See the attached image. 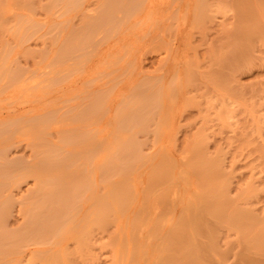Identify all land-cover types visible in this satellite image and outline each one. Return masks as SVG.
<instances>
[{
	"label": "rangeland",
	"instance_id": "1",
	"mask_svg": "<svg viewBox=\"0 0 264 264\" xmlns=\"http://www.w3.org/2000/svg\"><path fill=\"white\" fill-rule=\"evenodd\" d=\"M51 1L54 2L51 3ZM147 1L143 7L148 9L142 7L139 11L141 15L137 14L138 18L136 15L132 16L134 19L131 20L130 17V19H126L127 22L126 20L120 22V25L121 23L122 25L114 29V34L117 31L116 34H121V36L117 34L114 37L113 32L111 33L112 36L110 32L113 29H106L110 28L107 25H105V29H103L105 26L101 29L98 28L97 33L95 32L91 37L95 43L104 39L103 31L104 33L108 32L106 34L112 40L108 38L110 42L106 40L107 44L104 43L105 41L98 42L102 45L94 44L97 46L95 48H91V44H82L85 47L89 45L90 49L86 47V49L88 48L86 52V49H83L84 47L82 48L83 51L82 46L77 47L78 53L72 50L71 53L75 52L74 56L72 53V56L68 57L73 58H67L65 61L68 62L65 63V58L58 61L60 57H57V55L60 54H57V49L60 52L61 48L59 47L65 38H68L69 32H74L76 29V31H80L75 32V34H80L87 25L85 20L89 23L98 17L97 13H100L101 10L100 2L102 4L103 0H83L85 3L82 2V7L79 6L80 8H76L77 10L67 11L61 3L58 4L60 0H0V6L2 5L0 13H4V15L0 14V114L2 115H0V121L8 120L11 117V119H19L20 125H22L17 129H12L11 133H7L0 139V187H2L0 188V207L4 206L2 207V218L0 217V227L3 231L0 229V233L6 234L5 238H7H4V242L10 243L8 247L6 246V249L4 246L6 242H3L2 247L0 246V264H140V262L141 264H166L167 262L171 263L173 259L178 261L176 254L179 255V253H176L177 250H175L177 245L174 246V241L172 243V240L169 239L175 240V237L182 231L178 226L184 224L185 218L190 219L193 217L194 209L203 203L204 194L208 193V190L203 193L205 189H209V193H213L212 195L220 196L221 198H217L216 195L213 197L216 196V200H219L218 202L225 205L228 210L225 211L223 218L218 215L210 216L202 212L199 217L200 221L205 223L206 228L202 229L200 233L204 234L201 235L198 231L200 236L197 232L190 230L185 239L187 242L184 243L185 249L182 247L183 245L180 246L182 251L190 252L189 249L192 250V248L189 244L193 240L195 243L198 240V243H196V245L198 244L196 248L198 250L195 251L196 255L200 254L198 255L199 259H202L198 261L200 264L201 262L202 264H213L214 262V264H248L243 258L244 253L245 255L253 253L251 255L254 257L264 258V253L257 252L254 248L255 243L258 244L257 241L260 239V237H255L258 236L255 234L260 236L264 234V0H205L208 13L203 19H199V16L195 18L198 15V0H166L164 1L165 5L163 0H149V3ZM4 4L8 5L9 8ZM149 4H155L152 6L155 8H150ZM5 9H8L6 13ZM160 10L161 12H159ZM147 11L150 12L149 17ZM152 11L155 14L159 12V17L157 15L154 17L155 14L153 16ZM169 12L170 14L167 15ZM121 13H117L119 18ZM164 13L165 15H163ZM164 18L166 20H163ZM29 19L30 21H27ZM60 20L63 24H59ZM57 22H59V27L56 25ZM65 23L66 25H64ZM131 24L132 26L135 24L140 26L141 24V26L132 29ZM54 25H56V28L53 27ZM81 25L83 30L82 28L78 29ZM52 27L55 31L51 29ZM129 27L131 30H129ZM57 30L63 31L56 33ZM51 31L55 33L53 32L54 34L51 35ZM135 33L137 34L135 35ZM94 36L95 38H93ZM112 37H114V40ZM127 37L129 39L125 41L124 38ZM92 43L94 42L92 41ZM99 46L103 47H100L101 51L98 49ZM91 49H96L98 52L93 50V53H91ZM84 52L91 54L90 57L88 54H86L88 58L82 56L85 55ZM235 52L240 55H230L235 54ZM76 55L79 61L74 59ZM45 56L47 57L45 58ZM233 56L235 59H232ZM228 58L230 60H227ZM81 60L83 61L80 62ZM114 60L115 62H113ZM101 61L105 62L101 63ZM108 62L110 63L108 64ZM55 63L58 65L55 66ZM113 63L115 64L113 65ZM2 64L8 67H4ZM107 64L109 67H106ZM1 65L3 68H1ZM16 67L29 70L25 71L26 74L23 73L22 81L12 83L8 71L11 72ZM62 67L65 69H62ZM105 67L106 69L103 70ZM96 70L97 72H95ZM4 71H7L6 75ZM70 71L72 73L76 71L74 75L72 74L71 79H69L70 76H64L71 75ZM32 74L37 75L33 76ZM29 75H32V77ZM40 75L42 76L40 77ZM56 75H58L57 77L60 75V78H57ZM61 76L66 81H59L62 80ZM52 78L58 84L52 83L54 82ZM7 79L11 81L8 86ZM39 79L40 82H37ZM41 79L46 84L41 83ZM44 79L47 81H44ZM152 83H157L156 88L158 87L159 90L156 93L157 95L154 92L155 97L158 96L157 100L159 99V110H157L158 107L156 108L159 112V114L158 112L156 114L159 117L157 119L155 114L153 116V113L156 112L154 111L148 120V123L151 124L149 126L147 123L149 126H147V129L142 130L145 128L143 127L142 129L134 128L132 130L133 141L136 142V146L135 144L134 146L139 147L137 152L140 149L138 155L140 154L141 157L137 154L138 157H133L134 161L132 162H135V165H129L132 167V171L131 168H126V171L125 169H116L117 171H123V173L119 172L117 174L114 169L112 172H104L105 174L109 173L106 177L103 173L105 170L103 167H105L104 164L109 157V153L114 151L119 141L128 136L126 131L118 129L117 114L122 111L127 101L134 102L139 95L149 94V84ZM49 86L53 87L50 89ZM4 88L6 89L3 90ZM138 89L141 91L139 94ZM103 91L107 93L106 98H104L106 100L103 99V107L105 108L101 109V107L100 112L95 111L100 120H97L93 113L94 117L91 119V115H88V118L85 114L79 116V113L82 109L84 111L85 108L82 106L86 104L88 106L91 102L90 99L96 93H103ZM17 94H20V97ZM29 94H32V96H29ZM26 95L28 96L26 97ZM11 98L16 101L15 104L10 101ZM28 99L32 100L31 103L27 101ZM8 100L12 104H9ZM35 100L37 102H34ZM49 100L52 103H49L50 106L47 105ZM3 102L5 105H3ZM33 105L36 107H33ZM25 106H28V108ZM9 107L12 110L8 109ZM81 107L80 111L79 108ZM230 109H233V112L230 111L233 114H228ZM51 111L53 112V118ZM75 112L80 120L71 116ZM88 112L91 114L90 111ZM170 112L174 121L170 118ZM61 113L68 115L64 114V118ZM85 113L87 114V110ZM3 114L5 115L3 116ZM39 114L43 118L50 115L52 120L54 117L56 120L53 122L51 118L46 117L47 123L46 121L41 123L44 120H41V117H39L40 121L38 122L31 120ZM59 114L61 117H59ZM24 116H26L25 119ZM66 116L69 117L66 118ZM84 117H86V121L83 120ZM152 117L155 121H152ZM25 120L31 121L30 123L35 121L34 124H38V127H36L37 125L34 127V124L32 127L28 121L26 122L29 126L27 123V126L24 125ZM93 120H97V122ZM87 124L89 125L86 126ZM103 124L106 126H103ZM120 132L122 133L120 134ZM42 133L45 135H42ZM64 133L67 134L64 135ZM98 133L99 135L102 134L99 136ZM79 134L81 137L83 135L88 136V142L91 146L86 143L87 141L85 145H82V141L79 140L78 143H74L75 140H73L74 142L71 141L74 135L78 137L74 139H79ZM18 135L20 136L17 137ZM62 136H68L66 137L67 141ZM68 141L73 144L66 143ZM91 151L95 153L93 154ZM44 153H49L48 156L52 159L57 156L54 153L60 155L72 154V156L68 159V164H66L68 166L61 171L56 169L49 171L42 170L43 167L37 165L38 160L44 156ZM102 153L104 156H102ZM98 155L99 160L98 158L95 160V156L98 157ZM136 158L137 160H135ZM132 159L129 163H132ZM214 160L221 163V166H219L216 162L218 164L216 168H220V170L211 167ZM5 163H14V169L8 174L5 173L6 175L3 174L4 172L2 173V167ZM172 168L173 170H171ZM22 169L23 171H20ZM170 170L173 177L166 173ZM110 173L115 175L110 176ZM204 174H207V176ZM2 176H5V178ZM86 176L88 178L85 179ZM203 176L204 179H202ZM170 177L173 179H170ZM85 180L87 182H84ZM76 186L79 187L73 189H82L83 191L72 190V187ZM85 186H89L87 187L88 191ZM67 188H69L71 194ZM168 189L170 192H167L169 194L167 196L166 191ZM124 191L127 193H124ZM131 191L133 192L131 193ZM223 191L226 195H223L224 199H222ZM72 192L73 194L75 192H86L87 194H84V197H82L83 194H79L82 197L79 201L78 195H73ZM129 192L130 194H128ZM58 193L62 194L67 200L63 196H59ZM209 193L206 195L213 198ZM131 194L133 195L131 196ZM51 196L61 197L65 202H73L75 207L69 223L55 237L49 235L52 239H50V242L47 239L45 244L44 241L46 237L49 238L48 235L45 236L42 230L29 232L28 227L34 222V219H38L35 220V222H38L41 219L45 220V217L54 216H51L50 212L49 215L44 206L48 197ZM182 209H184V213H181L183 212ZM241 209L244 211L248 209L251 213L247 217H241V212L239 213V217H241L239 219H243L246 224L242 221L240 222L242 226L238 225L240 227L238 228L237 223L239 224L240 220L236 219L238 216L235 217L234 213L238 215ZM43 211H46V213ZM181 216L184 219H181ZM28 218L32 219L29 220ZM78 218L79 220H77ZM27 220L31 222L28 225ZM165 220L166 222H164ZM180 220H183L182 224H180ZM190 221H188L189 225L192 224ZM248 222L252 224H247ZM245 225L246 228L247 225L249 226L247 229L250 232L247 229L243 230ZM213 226L216 227H214L216 233L213 229L210 230ZM207 228L209 231H207ZM22 231L25 233H21ZM174 231L180 233L177 232V234L179 233L177 235ZM14 232H19L21 233L20 236H24L21 239L24 242L20 240L22 243L16 244H20L19 247H14V240L9 238V235L14 234ZM260 232L262 233L260 234ZM40 233L43 236H40ZM252 233H255V236ZM36 235L38 236L36 237ZM171 236L172 238H170ZM198 237L199 239H197ZM38 238L44 243H41ZM192 238L194 239L192 240ZM200 240L207 243H201ZM134 242H138L139 244H136L139 246L136 245L135 247ZM200 243L204 244L203 248L199 245ZM25 244L28 245L25 246ZM205 244L208 245L205 246ZM211 244L214 249L209 246ZM133 245L135 248H133ZM199 246L202 248L201 250ZM209 247L211 250L208 249ZM216 247L218 249L217 255ZM15 249L16 254L12 252ZM249 249H251V252ZM8 250L12 254H7ZM134 253H138V255ZM142 253L146 254L143 255ZM168 253L175 255L171 254L170 258ZM201 256H205L204 259ZM191 257L189 255L185 256L188 261L193 259ZM135 258L138 260H133ZM208 258L211 259L207 260ZM131 259L134 262L130 261ZM169 259H172V261ZM176 263L179 264V261Z\"/></svg>",
	"mask_w": 264,
	"mask_h": 264
},
{
	"label": "bare ground",
	"instance_id": "2",
	"mask_svg": "<svg viewBox=\"0 0 264 264\" xmlns=\"http://www.w3.org/2000/svg\"><path fill=\"white\" fill-rule=\"evenodd\" d=\"M56 1V0H55ZM57 1H59V0H57ZM84 1H86V0H84ZM149 1V0H148ZM147 1V2H148ZM150 1H152V0H150ZM155 1V0H154ZM153 1V2H154ZM157 1H161V0H157ZM164 1H166V0H163V4H164ZM191 1V0H190ZM54 1H51V3H53ZM82 2H83V0H60V2H58V4L59 3H61V5H63L65 8H66V11L67 10H74V9H76V8H80L79 6H81L82 5ZM194 2V1H193ZM83 3H85V2H83ZM144 3H146V0H103V2H102V4H101V2H100V7H101V10H100V13H97V18L93 21V20H91L92 22H89V20H88V22L89 23H87L86 22V20H85V23L87 24L86 25V27H85V29L83 30V28H82V25L80 26V27H78V29H81L82 28V32L80 33V34H75V32H79V31H76V29L74 30V32L73 31H71V32H69V34H68V38H65V40L62 42V44L60 45V47L59 48H61V50H60V52H59V49H57L58 51H57V54L59 53L60 55H57V57L59 56L60 58L58 59V61L59 60H63L64 58V61L68 58V59H71V58H73V57H68V56H72V53H71V51L73 50V51H79V50H77L76 48L77 47H81L82 46V44H91L92 45V47L91 48H95V47H97L96 45L98 44V45H102V44H99V43H101L102 41L104 42V43H106L107 44V41H108V38L110 37L108 34H106V33H108V32H105L104 33V31H103V34H104V36H103V38L104 39H101V40H99L97 43H95V41L94 40H92V34H94L95 32H96V30L99 28V29H101L102 27H104L105 25H107L108 27H110V28H106V26L103 28V29H113V31H111L110 32V34L113 32V34H114V29L116 28L117 29V27L118 26H121L122 25V23H121V25H120V22H125V20L126 19H130V17H131V20L132 19H134V18H132V16H137V14H139V15H141V13L139 12L140 10H141V8L143 7V5H144ZM149 3V2H148ZM155 4H156V2H154ZM160 4H161V2H159ZM155 4H149V6H150V8H155V7H152L153 5H155ZM162 4V5H163ZM166 4V3H165ZM164 4V5H165ZM171 4V3H170ZM5 5V4H4ZM147 5V4H146ZM157 5V4H156ZM168 5V4H167ZM5 6H7L8 7V5H5ZM54 6H57V5H54ZM170 6H172V5H170ZM169 6V8H171ZM1 8H2V5L0 6ZM82 7V6H81ZM99 7V6H98ZM145 7H147V6H145ZM3 8H4V6H3ZM9 8V7H8ZM10 8H12V7H10ZM144 8V7H143ZM157 8V7H156ZM161 8V7H160ZM163 8H164V6H163ZM144 9H148V8H144ZM6 11H5V13L8 11V9H5ZM12 10V9H11ZM10 10V11H11ZM77 10V9H76ZM97 11H98V9H97ZM155 12H156V10H154ZM164 11V10H163ZM162 11V12H163ZM168 11V10H167ZM1 12V11H0ZM3 12V11H2ZM71 12V11H70ZM99 12V11H98ZM118 12H122L121 13V16H120V18H119V15H117V13ZM148 12V17H149V11H147ZM153 12V11H152ZM159 12H161V10L159 11ZM158 12V13H159ZM158 13L157 14H155L154 12H153V16H154V14H155V16L154 17H156V15H157V17H159V15H158ZM207 13H208V11H207V7H205V0H198V15H197V17H195V18H198V16H199V19H203V17H205L206 15H207ZM0 14H2V13H0ZM123 14V15H122ZM152 14V13H151ZM162 14V13H161ZM170 14V12L167 14V15H169ZM2 15H4V13L2 14ZM146 15V14H145ZM163 15H165V13L163 14ZM152 16V17H153ZM118 17V18H117ZM122 17V18H121ZM147 17V18H148ZM30 18H32L31 16H30ZM137 18H138V16H137ZM146 18V17H145ZM91 19H93V18H91ZM153 19V18H152ZM160 19V18H159ZM63 20V19H62ZM69 20V19H68ZM130 20V21H131ZM147 20V19H146ZM163 20H166L165 18L163 19ZM25 21V20H24ZM24 21H23V23H24ZM27 21H30V19L29 20H27ZM27 21H25L26 23H27ZM61 21V20H60ZM66 21H67V19H66ZM129 21V20H128ZM141 21V20H140ZM140 21H139V23H140ZM144 21V20H143ZM168 21V20H167ZM126 22H127V20H126ZM159 22V21H158ZM163 22V21H162ZM162 22H161V25H162ZM58 23L59 22H57V24L56 25H58ZM63 24V22L61 21L59 24ZM135 23H137V22H135ZM153 23H154V27L156 26L155 25V22L153 21ZM160 23V22H159ZM23 25V24H22ZM56 25H54L53 27H55L56 28ZM64 25H66V23L64 24ZM126 25V24H125ZM127 25H129V24H127ZM146 25V24H145ZM158 25V24H157ZM164 25V24H163ZM131 26H132V24H131ZM137 25L135 24L134 26H132V29H133V27H136ZM138 26H139V24H138ZM137 26V27H138ZM140 26H141V24H140ZM139 26V27H140ZM53 27L51 28L52 30H54L55 31V29H53ZM58 27H59V25H58ZM57 27V28H58ZM63 27V26H62ZM61 27V28H62ZM125 26H124V24H123V28H124ZM128 27V26H127ZM147 28H148V26H146ZM154 27H152V28H154ZM143 28V27H142ZM159 28V27H158ZM59 29V28H58ZM138 29V28H137ZM157 29V28H156ZM162 29H163V27H162ZM129 30H131L130 29V27H129ZM135 30V29H134ZM158 30V29H157ZM54 31H51V35H53L55 32ZM58 32H56V33H59V32H61V31H63V30H57ZM110 31V30H109ZM120 31V30H119ZM139 31V30H138ZM143 32H144V30H142ZM22 32V31H21ZM54 32V33H53ZM102 32V31H101ZM116 32L117 31H115V34H114V37H115V35H117L116 34ZM136 32V31H135ZM141 32V31H140ZM139 32V33H140ZM72 33V34H71ZM73 33H74V35H73ZM97 33V32H96ZM120 33V32H119ZM71 34V36H69ZM107 36H106V35ZM113 34H111L112 36H113ZM137 33H135V35H136ZM77 35V36H76ZM96 35V34H95ZM118 35H120L121 36V34H118ZM126 35V34H125ZM132 35V34H131ZM140 35V34H139ZM130 36V35H129ZM128 36V37H129ZM132 36H134V35H132ZM132 36H130V37H132ZM107 37V38H106ZM114 37H112L113 38V40H114ZM124 38V40L126 41L127 39H129V38ZM136 37V36H135ZM93 38H95V36L93 37ZM106 38V39H105ZM111 38V37H110ZM109 38V40H112V39H110ZM139 38H140V36H139ZM138 38V40H140ZM107 40V41H106ZM123 40V39H122ZM92 41L94 42V43H92ZM124 41V43H126ZM131 41V40H130ZM108 42H110V41H108ZM117 42H118V38H117ZM104 43H103V45H104ZM114 43V42H113ZM121 43V42H120ZM94 44H96V45H94ZM110 44V43H109ZM136 44V43H135ZM138 44V43H137ZM93 45H94V47H93ZM121 45H123V44H121ZM120 45V46H121ZM133 45V44H132ZM126 46V45H125ZM134 46H138V45H134ZM84 47V48H83ZM86 47H88L89 49H90V47H89V45L87 46L86 45ZM86 47L83 45L82 47H81V49L83 48V49H86ZM100 47L101 48H103L102 46H99V48L98 49H100ZM105 47V46H104ZM112 47V46H111ZM110 47V48H111ZM118 47H119V45H118ZM127 47V46H126ZM88 48L85 50L86 52H87V50H88ZM122 48V47H121ZM120 48V49H121ZM135 49H136V47H134ZM76 49V50H75ZM83 49H82V51H83ZM97 49V48H96ZM96 49H91L92 51H91V53H93V50H96ZM109 49V48H108ZM112 49H113V47H112ZM111 49V50H112ZM133 49V48H132ZM131 49V50H132ZM135 49H133V50H135ZM111 50H109V51H111ZM116 50V49H115ZM97 51V50H96ZM100 51H101V49H100ZM105 51H106V49H105ZM104 51V52H105ZM118 51V50H117ZM127 51V50H126ZM241 51H244V50H241ZM98 52V51H97ZM119 52V51H118ZM117 52V53H118ZM134 52V51H133ZM75 53V52H74ZM74 53H73V56H74ZM78 53V52H77ZM82 53V52H81ZM81 53H80V55H81ZM85 53V52H84ZM83 53V54H84ZM107 53V52H106ZM112 53V52H111ZM115 53V52H114ZM113 53V54H114ZM238 53V52H237ZM236 52H235V54H230V55H240V54H237ZM86 54H88V53H85V55H82V56H86L87 57V55ZM96 54V52L94 53V55ZM104 54V53H103ZM89 55H91V54H88V56ZM101 55V54H100ZM99 55V56H100ZM109 55H110V53H109ZM112 55V54H111ZM126 55V54H125ZM130 55H131V53H130ZM97 56H98V54H97ZM47 56H45V58H46ZM79 57H81V56H79ZM90 57V56H89ZM92 57V56H91ZM94 57V56H93ZM105 57V56H104ZM110 57H112V56H110ZM114 57V56H113ZM128 57V56H127ZM126 57V58H127ZM229 57H231V56H229ZM88 58V57H87ZM107 58V57H106ZM108 58H109V56H108ZM125 58V59H126ZM129 58V57H128ZM234 58V56L232 57V59ZM74 59H79L78 58V56L76 55V58H74ZM84 59V58H83ZM113 59H115V58H113ZM235 59V58H234ZM85 61H87V59H84ZM111 60V59H110ZM117 60V59H116ZM127 60V59H126ZM227 60H230L229 58L227 59ZM55 61H57V60H55ZM63 61V62H64ZM69 61H71V60H69ZM79 61V60H78ZM78 61H77V63H78ZM83 60H81L80 62H82ZM68 62V61H67ZM66 61H65V63H67ZM103 62H105V61H101V63H103ZM113 62H115V60L113 61ZM57 63V62H56ZM56 63H55V66H57L56 65ZM59 64H60V62H58ZM65 63H63V64H65ZM69 63H74V62H69ZM107 63V62H106ZM110 62H108V64H109ZM106 65V67L108 66L109 67V65ZM115 63H113V65H114ZM3 65V64H2ZM1 65V66H2ZM81 65V64H80ZM103 65H105V64H103ZM4 66V65H3ZM3 66L1 67V68H3ZM55 66H54V68H55ZM64 66V65H63ZM102 66V65H101ZM4 67H8V66H4ZM76 67H77V65H76ZM78 67H80V66H78ZM106 67L103 69V70H105L106 69ZM17 68V69H16ZM16 68H14L11 72H9L8 71V73H10V77L12 78V83L13 82H15V83H17V82H20V81H22L23 80V77H24V74L23 73H25V71H28L29 69H20V67L18 68V67H16ZM53 68V69H54ZM58 68V67H57ZM60 68V67H59ZM53 69H51L52 71H54ZM62 69H65V68H63L62 67ZM77 69V68H76ZM100 69V68H99ZM108 69V68H107ZM23 70V71H22ZM70 70V69H69ZM72 71H73V69H71ZM78 70V69H77ZM57 71H59V70H57ZM68 71V70H67ZM100 71V70H99ZM7 72V71H6ZM5 71H4V74L6 73ZM76 72V71H75ZM74 72V73H75ZM95 72H97V70L95 71ZM2 73V72H1ZM31 73H34V72H31ZM31 73H29V74H31ZM70 73H71V75H64L65 77H67V76H70L69 77V79H71V77H72V74L74 75V73H72L71 71H70ZM3 74V73H2ZM3 74V75H4ZM26 74V73H25ZM51 74V73H50ZM56 74H58V73H56ZM65 74H68V73H65ZM6 75V74H5ZM33 75V74H32ZM32 75H29V76H31L32 77ZM35 75H37V74H34L33 76H35ZM7 76H8V74H7ZM28 76V75H27ZM42 75H40V77H41ZM54 76V75H53ZM58 75H56V77H57ZM63 76V77H64ZM30 77V78H31ZM43 77H44V75H43ZM43 77H42V79H43ZM52 77V76H51ZM8 78V77H7ZM29 78V79H30ZM39 78V77H38ZM46 78H48V77H46ZM49 78H50V76H49ZM57 78H60V75H59V77H57ZM56 78V79H57ZM61 78H62V76H61ZM3 79V78H2ZM9 79V78H8ZM8 79H7V81H8ZM42 79H41V83L43 82L42 81ZM51 79V78H50ZM35 80V79H34ZM52 80H54L53 78H52ZM58 80V79H57ZM63 80H65V78H62V80L60 79L59 81H62V82H64ZM2 81V80H1ZM11 81H8V84H7V82H6V84H7V86L9 85V82H11ZM24 81H26V79H24ZM37 81V80H36ZM44 81H47V80H45L44 79ZM48 81H50V80H48ZM66 81V80H65ZM37 82H40V79H39V81H37ZM69 82V81H68ZM70 82H71V80H70ZM1 83V82H0ZM15 83H14V85H15ZM26 83V82H25ZM28 83V82H27ZM43 83H45V82H43ZM52 83H56L55 82V80H54V82H52ZM52 83H50V84H52ZM66 83V82H65ZM46 84V83H45ZM44 84V85H45ZM47 84H48V82H47ZM56 84H58V83H56ZM59 84H60V82H59ZM62 84V83H61ZM157 83H152V84H149V88H150V93L149 94H142V95H139V97L137 98V100L136 101H134V102H129V101H127L126 103H125V105H124V108L122 109V111L119 113V114H117L118 115V120H117V127H118V129H120V130H124V131H126L127 133H128V136H127V138H125L124 140H122V141H119L118 143H117V145H116V147H115V149H114V151L112 152V153H109V157H108V159L106 160V163L104 164V166L105 167H103L102 168V171H103V173L105 172L106 173V171L107 172H109V171H113L114 169V171L116 172L117 170L116 169H122V170H124L125 169V171L128 169V168H131V171H132V167H130L129 165L131 164L132 166L133 165H135V162H132V161H134V156L135 157H138L139 155H138V153H140V149H138V152H137V148H139L138 146H137V148L135 147L136 146V142L134 143V141H133V134H132V130L134 129V128H139V129H142L143 127H145V128H143L142 130H145V129H147V123H148V120H149V118L151 117V115H152V113L154 112V111H156L155 113H153V116H155V117H157V119H158V115L156 114L158 111L157 110H159V107H158V105H159V103H158V100H157V97L158 96H156L155 97V95H154V92H155V94L156 93H158V87L156 88V85ZM18 85V84H17ZM25 85V84H24ZM40 85V84H39ZM3 86V85H2ZM11 87H13L12 85H10ZM26 86H27V84H26ZM30 86H31V84H30ZM47 86V85H46ZM45 86V87H46ZM51 86V85H50ZM49 86V87H50ZM4 87V86H3ZM2 87V88H3ZM5 87H6V85H5ZM39 87V86H38ZM40 87H43V86H40ZM44 87V88H45ZM48 87V88H49ZM53 87V86H52ZM52 87H50V89L52 88ZM17 88H18V86H17ZM25 88V87H24ZM160 88V87H159ZM6 88H4L3 90H5ZM9 89V88H8ZM33 89H35V88H33ZM29 90H30V88H29ZM19 91V90H18ZM24 91H26V90H24ZM28 91V90H27ZM35 91V90H34ZM47 91V90H46ZM51 91V90H50ZM49 91V92H50ZM15 92V91H14ZM13 92V93H14ZM17 92V91H16ZM44 92V91H43ZM42 92V93H43ZM137 92H138V94L141 92L139 89L137 90ZM11 93V92H10ZM28 93V92H27ZM26 93V94H27ZM40 93V92H39ZM41 93V94H42ZM99 93V94H98ZM98 93H96L94 96H93V98L92 99H90V101L91 102H89L90 104L87 106V104L86 105H84V106H82V107H85L84 108V111H83V109H82V107L81 108H79L80 109V111H81V109H82V111H83V113H79V116L80 115H84L85 114V116L88 118V115L90 116V119L92 118V117H96L97 118V120H100V118L99 117H97V115H96V112L95 111H97V112H100V110L101 109H103V108H105V107H103V101L104 100H106V99H104V98H106L105 96H107V93L106 92H104L103 91V93L102 92H98ZM162 93H163V90H162ZM172 93V92H171ZM8 94V93H7ZM12 94V93H11ZM20 94H24V93H20ZM20 94H17V95H19V97H20ZM161 94V93H160ZM32 96V94H29V96ZM104 95V96H103ZM157 95V94H156ZM2 96V95H1ZM28 95H26V97H27ZM35 96V95H34ZM44 96H46V95H44ZM48 96H49V94H48ZM163 96H164V94H163ZM18 97V98H19ZM41 97V96H40ZM47 97V96H46ZM46 97H44V98H46ZM50 97V96H49ZM43 98V99H44ZM0 99H1V97H0ZM3 99V98H2ZM20 99V98H19ZM22 99V98H21ZM48 99V98H47ZM104 99V100H103ZM165 99V98H164ZM163 99V100H164ZM34 100V99H33ZM39 100H40V98H39ZM54 100H56V98H54ZM167 100V99H166ZM2 101V100H1ZM11 102L13 101L12 100V98H11V100H10ZM27 101H29V103H31V101L28 99ZM41 101V100H40ZM48 101V100H47ZM7 102V101H6ZM8 102H9V100H8ZM7 102V103H8ZM11 102H9V104L11 103ZM14 102V104H15V102L16 101H13ZM12 102V103H13ZM34 102H37L36 100L34 101ZM33 102V103H34ZM53 102V101H52ZM161 102V101H160ZM164 102H165V100H164ZM6 103V104H7ZM11 103V104H12ZM49 103H51V101L49 100V102H48V104L47 105H49ZM2 104V103H1ZM8 104V105H9ZM13 104V105H14ZM26 104V103H25ZM52 104V103H51ZM55 104V103H54ZM3 105H5L4 104V102H3ZM17 105V104H16ZM27 105V104H26ZM29 105H31V104H29ZM164 105H166V104H164ZM10 106V105H9ZM15 106V105H14ZM23 106H24V104H23ZM45 106V105H44ZM50 106V105H49ZM86 106L88 107L87 109H86ZM105 106H106V104H105ZM176 106V105H175ZM16 107V106H15ZM25 107H27L28 108V106H25ZM24 107V108H25ZM33 107H36V106H34L33 105ZM46 107H48V106H46ZM102 107V108H101ZM158 107V108H157ZM3 108V107H2ZM5 108V107H4ZM14 108V107H13ZM17 108H18V106H17ZM19 108H20V106H19ZM101 108V109H100ZM156 108H157V110H156ZM165 108V107H164ZM7 109V108H6ZM8 109H10V107L8 108ZM30 109V108H29ZM36 109V108H35ZM87 110V114L85 113V111ZM108 109V108H107ZM10 110H12V109H10ZM77 110V109H76ZM99 110V111H98ZM233 109H230L229 111H228V114L230 113V114H233L232 111ZM88 111H90L91 112V114L88 112ZM103 111V110H102ZM101 111V112H102ZM230 111H232V112H230ZM2 112H4V111H2ZM55 113H56V111H54ZM77 112V111H76ZM73 113V114H71V116H73V117H75L76 119L78 118V116H77V113ZM95 112V113H94ZM50 113V112H49ZM51 115H52V118H53V112L51 111ZM89 113V114H88ZM92 113H93V115H92ZM102 113H104V112H102ZM101 113V114H102ZM8 114H9V112H8ZM45 115H47L46 113H44ZM64 114H66V113H64ZM64 114H62L61 113V116H65ZM76 114V116H74ZM155 114V115H154ZM158 114H159V112H158ZM170 114H171V117L170 118H172L173 119V117H172V113L170 112ZM1 115V114H0ZM5 114H3V116H4ZM66 115H68V114H66ZM100 115V114H99ZM2 116V115H1ZM48 116H50V115H48ZM48 116H45L46 118H51V116L50 117H48ZM60 116V114H59V117H61ZM70 116V115H69ZM69 116H66V118H68ZM23 117V116H22ZM25 117L26 116H24V119H25ZM30 117V116H29ZM29 117H27V118H29ZM36 117V118H35ZM34 118L35 119H33L32 117H30V118H32L31 120H35L36 122H38V121H40V119L42 120V119H44V120H42V122L41 123H45L44 121H46V123L48 122L47 120H45V117L43 118L42 117V115L40 116V114L39 115H36ZM38 117V118H37ZM39 117H41L40 119H39ZM86 117H84V121H86ZM154 117V118H155ZM228 117V116H227ZM231 117V116H230ZM233 117V116H232ZM17 118H18V116H17ZM26 118V119H27ZM52 118H51V121H55L56 119H55V117H54V119L52 120ZM56 118H57V116H56ZM65 118V117H64ZM81 118H83V117H81ZM95 118V119H96ZM4 119V118H3ZM2 119V120H3ZM38 119V120H37ZM79 120H80V118H78ZM116 119V118H115ZM152 119V121H155L154 119H153V117L151 118ZM171 119V120H172ZM228 119H229V117H228ZM5 120V119H4ZM61 120H62V118H61ZM82 120V119H81ZM89 120V119H88ZM87 120V121H88ZM97 120H93V121H95V122H97ZM26 121H28V123H30L31 121H29V120H25V123H24V125L27 123ZM35 121H33L32 123H30L31 125H32V127H33V124H34V122ZM66 121V120H65ZM65 121H63V122H65ZM173 121H174V119H173ZM173 121H172V123H173ZM24 122V121H23ZM35 122V123H36ZM89 122V121H88ZM92 122V121H91ZM27 123V124H28ZM40 123V122H39ZM52 123V122H51ZM56 123V122H55ZM22 124V123H21ZM27 124H26V126H27ZM149 124V123H148ZM151 124V123H150ZM150 124H149V126H150ZM24 125H23V127H24ZM37 125V126H36ZM34 124V127L36 126V127H38V124ZM89 124H87L86 126H88ZM100 125V124H99ZM105 124H103V126H104ZM146 125V126H145ZM157 125V124H156ZM171 125H173V124H171ZM19 126H22V125H20V122H19V119H15V118H12L11 119V117L8 119V120H5V121H0V139H2V137L4 136V135H7V133H11V131H12V129H17ZM25 126V127H26ZM28 126H29V124H28ZM102 126V125H101ZM106 126V125H105ZM114 126V125H113ZM148 126V127H149ZM31 127V128H32ZM40 127V126H39ZM97 127V126H96ZM115 127V126H114ZM116 127V128H117ZM160 127V126H159ZM164 127V126H163ZM172 127V126H171ZM171 127H170V129H171ZM90 128H93V127H90ZM101 128V127H100ZM28 130H30L29 128H27ZM36 130H37V128H35ZM40 129V128H39ZM45 129V128H44ZM112 129H114V128H112ZM163 129V128H162ZM161 129V130H162ZM26 130V129H25ZM103 130V129H102ZM104 130H106V129H104ZM167 130V129H166ZM42 131H44V130H42ZM101 131V130H100ZM108 131V130H107ZM164 131V130H163ZM171 131V130H170ZM45 132V131H44ZM103 132V131H102ZM125 132V133H126ZM23 133V132H22ZM25 133V132H24ZM28 133H29V131H28ZM100 133V132H99ZM99 133H98V135H99ZM122 132H120V134H121ZM163 133V132H162ZM161 133V134H162ZM167 133H168V130H167ZM166 133V134H167ZM171 133V132H170ZM18 134H19V132H18ZM36 134V133H35ZM65 134H67V133H64V135ZM94 134V133H93ZM92 134V135H93ZM102 134V133H101ZM100 134V135H101ZM105 135H106V132L104 133ZM103 134V135H104ZM117 134V133H116ZM115 134V135H116ZM157 134V133H156ZM30 135V134H29ZM38 135H40V134H38ZM42 135H45V134H43L42 133ZM73 135V134H72ZM71 135V136H72ZM99 135V136H100ZM111 135V134H110ZM123 135V134H122ZM160 135V134H159ZM165 135V134H164ZM171 135V134H170ZM15 136H16V132H15ZM20 135H18L17 137H19ZM68 136H69V134H68ZM68 136H66V137H68ZM70 136V137H71ZM78 136V135H77ZM79 136H80V134H79ZM95 136V135H94ZM98 136V137H99ZM107 136H109L108 134H107ZM157 136V135H156ZM172 136V135H171ZM170 136V137H171ZM11 137V136H10ZM36 137V136H35ZM35 137H33L34 139H35ZM40 137V136H39ZM43 137V136H42ZM63 137H65V136H62V138ZM66 137L65 138H63L65 141H67L66 140ZM83 137V138H82ZM80 136V138L79 139H74V138H78V137H76L75 135H74V138L72 137V140L70 139V138H67V139H70L71 141H73V140H75V142L74 143H78L77 141L79 140V141H82V145H85V142L88 144V145H90L89 144V142H88V140H89V137L88 136H86V135H83V136ZM116 137H118V136H116ZM163 138H164V136H162ZM169 137V138H170ZM12 138V137H11ZM22 138V137H21ZM107 138H109V137H107ZM28 139V138H27ZM39 139V138H38ZM81 139V140H80ZM101 139V138H100ZM111 139V138H110ZM109 139V140H110ZM4 140H5V138H4ZM8 140V139H7ZM69 140V141H70ZM162 140V139H161ZM169 140V139H168ZM6 141V140H5ZM66 142V143H72V142ZM157 141V140H156ZM84 142V143H83ZM163 142H164V139H163ZM4 143V142H3ZM113 143V142H112ZM116 143V142H115ZM160 143V142H159ZM162 143V142H161ZM169 143V142H168ZM1 144V143H0ZM6 144V143H5ZM73 144V143H72ZM134 144H135V146H134ZM165 144H166V142H165ZM168 145V144H167ZM91 146V145H90ZM158 146H159V144H158ZM171 147V146H170ZM83 148V147H82ZM74 150V149H73ZM171 150V149H170ZM55 152V151H54ZM77 152H79V151H77ZM91 153H95V152H93V151H91ZM172 153V152H171ZM43 154V153H42ZM45 154H47V153H44V156H42V157H40V159L38 160V164L37 165H40L41 167H43L42 168V170H44V169H46V170H49V171H52V170H54V169H56V170H62V169H64V167H67L68 165H66V164H68L67 162H68V159H69V157L70 156H72V154H69V155H60V154H58V153H54V154H57V156H55V157H53V159L52 158H50L48 155H50L49 153L45 156ZM103 154V153H102ZM136 154L138 155V156H136ZM173 154V153H172ZM77 155H78V153H77ZM86 155V154H85ZM91 155V154H90ZM99 155H100V153H99ZM99 155H98V157H96L95 156V160H96V158H98V160H99ZM74 156H75V154H74ZM94 156V155H93ZM102 156H104V154L102 155ZM86 157V156H85ZM90 157V156H89ZM91 157H92V155H91ZM139 157H141V155L139 156ZM71 158V157H70ZM102 158V157H101ZM133 158V159H132ZM130 159H132L131 160V162L132 163H129L130 162ZM35 160H37V159H35ZM97 160V161H98ZM135 160H137V158L135 159ZM139 160H140V158H139ZM71 161V160H70ZM6 162V161H5ZM216 162H218V160H214V162H213V164H211V167H214L213 169H219L220 170V168H216V165H218L219 164V166H221V163L220 162H218V164L216 163ZM10 164H12V165H10ZM14 163H8V164H6L5 163V165L3 164V167H2V173L3 174H5V173H9L10 171H12V169H14V165H13ZM71 164V162L69 163V165ZM18 165H19V163H18ZM17 165V166H18ZM35 165V164H34ZM33 165V166H34ZM95 165H96V163H95ZM178 166V165H177ZM219 166H217V167H219ZM36 167V166H35ZM70 167H71V165H70ZM173 167V166H172ZM18 168H19V166H18ZM22 168V167H21ZM69 168V167H68ZM96 168V167H95ZM127 168V169H126ZM134 168V167H133ZM195 168V167H194ZM28 169V168H27ZM213 169H212V171H213ZM171 170H173V168L171 169ZM171 170H170V172H168V171H166V173H169L170 175L169 176H172L173 177V175H172V173H171ZM177 170V169H176ZM209 170V169H208ZM207 170V171H208ZM16 171V170H15ZM20 171H23V169L22 170H20ZM183 171V170H182ZM206 171V170H205ZM206 171V172H207ZM26 172V171H25ZM119 172H121V171H117V174L119 173ZM130 172V171H129ZM208 172H211V171H208ZM31 173H33V172H31ZM35 173V172H34ZM65 173V172H64ZM104 173V174H105ZM121 173H123V171L121 172ZM174 173V172H173ZM176 173V172H175ZM2 174V175H3ZM12 174H14V173H12ZM19 174V173H18ZM27 174V173H26ZM107 174H109V173H107ZM107 174H105L106 175V177H107ZM125 174H126V172H125ZM128 174V173H127ZM6 175V174H5ZM45 175V174H44ZM68 175V174H67ZM104 175V176H105ZM111 175H115V174H113V173H110V176ZM166 175H168V174H166ZM204 175H206L207 176V174H204ZM13 176H16V175H13ZM55 176H57V175H55ZM209 176V175H208ZM2 177H4L5 178V176H2ZM62 177H64V176H62ZM172 177H170V179L172 178ZM7 178H8V176H7ZM85 179L86 178H88L87 176L86 177H84ZM167 178V177H166ZM175 178V177H174ZM187 178V177H186ZM208 178V177H207ZM89 179H90V177H89ZM96 179V178H95ZM162 179H164V177H162ZM173 179V178H172ZM202 179H204V176H203V178ZM83 180V179H82ZM203 181V180H202ZM84 182H87L86 180L84 181ZM83 182V183H84ZM98 182V181H97ZM207 182V181H206ZM206 182H204V183H206ZM82 184V183H81ZM89 185V184H88ZM126 186H128V185H126ZM180 186V185H179ZM77 187H79V186H76V187H72V190H75V189H73V188H77ZM86 188L87 187H89V186H85ZM91 187H93V186H91ZM96 187V186H95ZM124 187V186H123ZM129 187V186H128ZM0 188H2V187H0ZM85 188V189H86ZM180 188V187H179ZM181 188H182V186H181ZM68 189V191H69V188H67ZM97 189H98V187H97ZM77 190V189H76ZM75 190V191H76ZM80 190V189H79ZM79 190H77V191H79ZM121 190H123V189H121ZM120 190V191H121ZM126 190V189H125ZM132 190V189H131ZM206 190H208V193H209V189H205V190H203V193H206L207 191ZM81 191H83L82 189L79 191V192H81ZM86 191V190H85ZM87 191H88V188H87ZM130 191V190H129ZM135 191V190H134ZM71 191H69V193H70ZM74 192V191H73ZM73 192H72V194H73ZM133 191H131V193H132ZM167 192H170L169 191V189H168V191H166V194H167V196L169 195ZM173 192V191H172ZM181 192H182V190H181ZM211 193H212V191H210ZM224 192V194H222V196L223 195H225V191H223ZM76 193H78V192H75V194H73V195H78V199H79V201H80V199L82 198V197H84V194H87L86 192H82V193H78V194H76ZM124 193H127V192H125L124 191ZM136 193V192H135ZM175 193V192H174ZM184 193V192H183ZM208 193H206V194H208ZM64 194V193H63ZM71 194V193H70ZM79 194H83V196L82 197H80V195ZM120 194H121V192H120ZM122 194H123V192H122ZM128 194H130V192L128 193ZM134 194V193H133ZM133 194H131V196L133 195ZM187 194V193H186ZM185 194V196H187ZM206 194H204L205 195V198L203 199V203L202 204H199V206H197V208H195L194 209V213H193V217H191L190 219H188V217L187 218H185V220H184V224L183 225H181L182 226V228H181V226H178V227H180V229L182 230H180L181 231V233L179 232V231H174L176 234H177V232H179L177 235V237H175V240H173V239H169V240H172V243H173V241H174V243H175V245L174 246H176L175 248V250H177L176 251V253H179V255L178 254H176V256H177V259H178V261H179V264H200L198 261H201L200 259H199V256L198 255H200V254H198V255H196V251L195 250H198V249H196L197 248V245H196V243H198V240H197V242L195 243L194 242V238H192V242H191V244H189V246L192 248V250L191 249H189L190 250V252L188 253L187 251H182V249L180 248V246H182L184 249H185V246H184V243L186 242V236H187V233L191 230L192 232H197L198 233V231H199V233L200 232H202V229H205L206 228V225H205V223H203V222H201L200 221V217H199V215H201L202 214V212L205 214H209L210 216H220V218H223L224 216H225V211L226 210H228L227 208H226V206L225 205H222V203L221 202H218L216 199L217 198H221L220 196L218 197L216 194H214V195H216L217 196V198H215V197H213L214 195H212V194H210L209 193V195H212V197L213 198H211L210 196H208V195H206ZM1 195V194H0ZM58 195L59 196H63L62 194L60 195L59 193H58ZM118 195V194H117ZM116 195V196H117ZM135 195V194H134ZM119 196V195H118ZM122 196V195H121ZM120 196V197H121ZM126 196V195H125ZM163 196H164V194H163ZM226 196V195H225ZM61 197H48V200H47V202L45 203V208L47 209H45L48 213L50 212L51 213V216L52 215H54L53 217H45L46 219L45 220H39L38 222L36 221L35 222V220H38V219H34L33 221V223H31V222H29L28 220H27V225L29 224V223H31L30 225H29V232H31V231H36L37 232V230H42V232H43V234L45 235V236H47L48 235V237H49V235H54L53 237H55V235H57L60 231H62V229L65 227V225L66 224H68L69 223V221H70V217H72L71 215H72V212H73V210H74V207H75V204L73 203V202H65V201H63L62 199H61ZM67 197V196H66ZM180 197V196H179ZM63 198H65L64 196H63ZM118 198V197H117ZM126 198H127V196H126ZM66 199V198H65ZM93 199V198H92ZM173 199V198H172ZM186 199V198H185ZM214 199V200H213ZM222 199H224V196L222 197ZM67 200V199H66ZM85 200V199H84ZM87 200V199H86ZM90 200V199H89ZM131 200H132V198H131ZM76 201H77V198H76ZM164 201V200H163ZM166 201V200H165ZM169 201V200H168ZM182 201V200H181ZM226 201H227V198H226ZM226 201H224V203H226ZM89 202V201H88ZM126 202V201H125ZM171 202V201H170ZM84 203H86V202H84ZM83 203V204H84ZM167 203V202H166ZM180 203V202H179ZM229 203V202H228ZM123 204V203H122ZM124 204H126V203H124ZM85 205H87V203L85 204ZM173 205V204H172ZM171 205V206H172ZM79 206V204L77 205V207ZM2 207H4V206H2ZM2 207H0V217L2 218V216H1V214H2V211H3V208ZM125 207V206H124ZM173 207V206H172ZM235 207V206H234ZM180 208V207H179ZM76 209V208H75ZM158 209V208H157ZM192 209H193V207H192ZM234 209V208H233ZM239 209V208H238ZM49 210V211H48ZM184 209H182V211H183ZM230 210V209H229ZM235 210V209H234ZM242 210V211H241ZM240 211L239 210H237V211H239L238 212V215H236L237 213H236V210H235V213H234V215H235V217L236 216H238V218L236 217V219H239V218H241L242 216H244V217H247V216H249L250 215V213L251 212H249V210L248 209H245V211L243 210V209H241ZM248 210V211H247ZM46 211L44 212V213H46ZM175 211H177V210H175ZM178 211H179V209H178ZM5 212V211H4ZM3 212V213H4ZM43 212H41V213H43ZM54 214H53V213ZM150 212H152V211H150ZM181 212V211H180ZM228 212V211H227ZM231 212H234V211H231ZM241 212V213H240ZM43 213V214H44ZM50 213H49V215H50ZM181 213H184V211L183 212H181ZM239 213H240V216L241 217H239ZM38 214H40V213H38ZM81 214V213H80ZM167 214H168V212H167ZM192 214V213H191ZM222 214H224V215H222ZM3 215V214H2ZM177 215V214H176ZM183 215V214H182ZM222 215V216H221ZM233 215V216H234ZM79 216V215H78ZM187 216V215H186ZM191 216V215H190ZM252 216V215H251ZM184 217H185V214H184ZM36 218V217H35ZM174 218H176L175 216H174ZM4 219V218H3ZM2 219V220H3ZM29 219V218H28ZM32 218H30L29 220H31ZM166 219V218H165ZM181 219H184L182 216H181ZM235 219V218H234ZM249 219V218H248ZM77 220H79V218L77 219ZM190 220H192V221H190ZM240 220V219H239ZM253 220V219H252ZM252 220H250V221H252ZM74 221V220H73ZM181 221V220H180ZM183 221V220H182ZM182 221L180 222V224H182ZM188 221H190L192 224H188ZM243 221V219L242 220H240L239 221V224L237 223V226L239 225L240 227L242 226L241 225V223L240 222H242ZM245 221H248V220H245ZM164 222H166V220L164 221ZM169 222V221H168ZM167 222V223H168ZM238 222V221H237ZM244 222V221H243ZM188 224V226H187V224ZM245 223V222H244ZM244 223H243V226H244ZM249 223H251V222H248L247 224H249ZM162 224H163V222H162ZM179 224V225H180ZM186 224V225H185ZM208 224V223H207ZM246 224V223H245ZM252 224V223H251ZM250 224V225H251ZM77 225V224H76ZM143 225V224H142ZM68 226V225H67ZM238 226V228H240ZM140 227H141V225H140ZM215 226H213L212 228H210V230L212 231V229H213V231L215 232L216 230H215V228H214ZM249 226L247 225V228H248ZM165 228V227H164ZM244 228V227H243ZM246 228V225H245V228L243 229L244 231H245V229H247ZM0 229H2L1 227H0ZM177 229V228H176ZM142 230H143V228H142ZM177 230H179V229H177ZM242 229H241V231H243ZM248 230V229H247ZM2 231H3V229H2ZM207 231H209L208 230V228H207ZM249 232H250V230H248ZM253 231V230H252ZM1 232V231H0ZM16 232V231H15ZM14 232V234H10L9 235V238H12L13 240H14V247L15 246H20V244L19 245H16V244H18L19 242H21L22 240V238L24 237V236H20L21 235V233H25V232H21V233H15ZM38 232H40V231H38ZM65 233V232H64ZM144 233V232H143ZM198 233V235H203L202 233H200L199 234ZM208 233V232H207ZM210 233H213V232H210ZM216 233V232H215ZM215 233H214V235H215ZM255 233H257V232H255ZM255 233H252L253 235L255 234ZM258 233H259V231H258ZM262 232H260V234H261ZM264 233V232H263ZM8 234V233H7ZM38 234V233H37ZM142 234V233H141ZM192 234V233H191ZM196 234V233H195ZM251 234V235H252ZM6 235V234H5ZM5 235L4 234H2V233H0V246L1 245H3V242H4V238H5ZM197 235V234H196ZM200 235V236H201ZM213 235V234H212ZM212 235H211V237H212ZM255 235H258V236H255ZM254 236L255 237H260V239H259V241H257L258 242V244L257 243H255V246L254 245H252V243H251V245L252 246H254V248L256 249V251L257 252H260V253H264V234H261V235H263V236H260L259 234H255ZM7 236V235H6ZM38 235H36V237H37ZM40 236H43V235H41V233H40ZM39 236V237H40ZM192 236V235H191ZM210 236V235H209ZM35 237V236H34ZM35 237V238H36ZM51 237V236H50ZM47 238L46 237V240L44 241L45 242V244L47 243V239H49L48 241L50 242V239H52V238ZM65 237V236H64ZM252 237V236H251ZM7 238V237H6ZM5 238V239H6ZM41 238V237H40ZM40 238H38V239H40ZM45 238V237H44ZM58 238H59V236H58ZM170 238H172V236L170 237ZM190 238V237H189ZM210 238V237H209ZM249 238H250V235H249ZM254 238V237H253ZM252 238V239H253ZM26 239V238H25ZM42 239V238H41ZM40 239V240H41ZM197 239H199V237L197 238ZM201 239V238H200ZM248 239V238H247ZM251 239V240H252ZM21 240V241H20ZM28 240H30V239H28ZM36 240H37V238H36ZM44 240V239H43ZM66 240V239H65ZM249 240V239H248ZM32 241V240H31ZM54 241H55V239H54ZM187 241H188V239H187ZM201 241V240H200ZM255 241V242H256ZM6 242V241H5ZM4 242V243H5ZM22 242H24V241H22ZM21 242V243H22ZM28 242V241H27ZM26 242V243H27ZM41 243L43 242L42 240L40 241ZM43 242V243H44ZM65 242V241H64ZM63 242V243H64ZM205 241H201V243H204ZM8 242H6V245H4L5 246V249H6V246L8 247L9 245H10V243H8ZM135 243V242H134ZM137 244H139L138 242H136ZM135 243V247H136V244ZM170 243H171V241H170ZM187 243V242H186ZM185 243V244H186ZM199 244V245H201L202 246V248L204 247V244L202 245V244ZM205 243H207V242H205ZM249 243V242H248ZM247 243V244H248ZM30 244V243H29ZM246 244V246H248ZM22 245H24V244H22ZM21 245V246H22ZM28 245V244H27ZM26 244H25V246H27ZM54 245V244H53ZM58 245H60L59 243H58ZM208 245V244H207ZM206 244H205V246H207ZM13 246V245H12ZM137 246H139V245H137ZM144 246V245H143ZM173 246V247H174ZM209 246H211L212 247V244L211 245H209ZM214 246H216V245H214ZM251 246V247H252ZM2 247V246H1ZM0 247V248H1ZM134 247V245H133V248H135ZM172 247V246H171ZM21 248H23V247H21ZM150 248V247H149ZM199 248H200V246H199ZM202 248H200V250L202 249ZM213 249H214V247H212ZM248 248V247H247ZM253 248V247H252ZM14 249V248H13ZM19 249V248H18ZM130 249H131V247H130ZM169 249V248H168ZM183 249V250H184ZM208 249H210L211 250V248L209 247ZM216 249V255H217V247L215 248ZM2 250H4V249H2ZM137 250V249H136ZM138 250H139V248H138ZM174 250V249H173ZM210 250H208L210 253H211V251ZM251 249H249V251H250ZM5 251V250H4ZM9 251V250H8ZM7 251V254L8 253H11L12 254V252H14L15 254H16V249H15V251H12V252H8ZM18 251V250H17ZM130 251V250H129ZM135 251V249L133 250V252ZM147 251V250H146ZM148 251H150V250H148ZM169 251H171V250H169ZM2 252V251H1ZM138 252V251H137ZM145 252V251H144ZM245 252H246V250H245ZM251 252V251H250ZM249 252V253H250ZM5 253V252H4ZM18 253V252H17ZM130 253V252H129ZM200 253H203V252H200ZM206 253V252H205ZM208 253V252H207ZM243 253V252H242ZM256 253V252H255ZM133 254V253H132ZM134 254H137L138 255V253H134ZM143 255L144 254H146V253H142ZM148 254V253H147ZM169 254V253H168ZM172 255H175V254H173V253H171ZM171 254H169L170 255V258H171ZM251 254H253V253H251ZM245 255V253L243 254V258H244V260H246V262L248 263V264H264V258H258L257 256H252V255ZM258 254V253H257ZM256 254V255H257ZM192 256L191 258H193V259H191V261H188L186 258H185V256ZM213 255H215V254H213ZM242 255V254H241ZM133 256V255H132ZM146 256V255H145ZM205 256H206V254H205ZM205 256H201V257H203V259H204V257ZM210 257H211V255H209ZM207 257V256H206ZM132 258V257H131ZM174 258V256L172 257V259ZM219 258H222V257H219ZM241 258H242V256H241ZM172 259L170 260V261H172ZM187 261H186V260ZM189 260H190V258H188ZM206 259V258H205ZM209 259H211V258H208L207 260H209ZM133 260H138L137 258H135V259H133ZM132 259L130 260V261H133ZM143 260V259H142ZM217 262H218V257H217ZM242 260V259H241ZM176 259L174 260L173 259V261L170 263V262H167L166 264H177L176 262H178ZM212 261V260H211ZM210 261V262H211ZM214 261V260H213ZM220 261V260H219ZM222 261H223V259H222ZM221 261V262H222ZM134 262V261H133ZM155 262V261H154ZM208 262V261H207ZM130 263V262H129ZM136 263V262H135ZM213 263V262H212ZM215 263V262H214ZM213 263V264H214ZM222 263H224V262H222ZM58 264V263H57ZM132 264V263H131ZM136 264H139V263H136ZM140 264H141V262H140ZM201 264H202V262H201ZM207 264V263H206ZM225 264V263H224Z\"/></svg>",
	"mask_w": 264,
	"mask_h": 264
}]
</instances>
